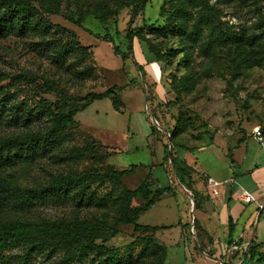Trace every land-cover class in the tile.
<instances>
[{
	"label": "rangeland",
	"instance_id": "rangeland-1",
	"mask_svg": "<svg viewBox=\"0 0 264 264\" xmlns=\"http://www.w3.org/2000/svg\"><path fill=\"white\" fill-rule=\"evenodd\" d=\"M103 1L60 0L59 14L48 17L53 28L59 29L57 34L49 37L9 36L0 40V72L10 77L0 83L2 95H5L0 99V139L51 130L52 111H67L70 107L59 90L73 97H83L87 93H102L113 87L121 89H112L110 99L94 101L79 112L76 124L65 130L47 152L37 154L31 162L20 161L1 170L0 180L20 188H35L47 185L52 177L60 174L110 175V170L126 171L127 174L114 182L106 177L90 180L79 195L73 191L68 198H48L27 209L11 204L5 210L3 202H0V223H49L75 217L88 222L111 223L117 208L113 203L114 197L121 188L132 191L148 178L153 188H165L172 181L174 195H164L161 200L168 198L179 209L185 207L186 215L190 210L185 228L188 230L187 238L193 242L194 229L198 236L197 226H193L194 218L191 217L196 205L180 181L186 184L188 180L198 178L208 187L207 176L221 177L223 167L234 164V152L241 144L247 159L239 169L251 168L254 174L261 171L260 149L252 142L250 134L254 127L264 126V64L260 68H245L235 66L223 57L211 62L200 56L198 46L189 50L186 58L181 45L173 40L160 42L158 48L167 54L173 52L174 58L166 64L150 62L151 54L138 39H132L130 51L127 48L125 33L129 29V9L120 10L105 24L89 15L91 12L103 13ZM166 1L149 0L132 28L164 25L159 18V10ZM210 3L222 11L221 20L233 25L235 30L238 27L248 30L258 20L253 9L250 6L243 8L238 0H210ZM259 4L264 7V0H259ZM109 5L116 8L115 4ZM69 19L80 21L81 27ZM67 40L86 49V53L76 50L72 56L60 60L52 43L63 44ZM83 69L89 70V78L77 76V71ZM184 77L190 80V86L184 84L176 98L171 91V83ZM50 87L55 90H50ZM147 95L149 107L145 103ZM151 110L159 123L153 119ZM179 118L186 121V125L174 136L172 152L175 155L181 152L191 154L194 160L190 165L184 161L188 168L183 172H176L174 168L171 171L173 166L164 154V146L170 147L168 133L173 131ZM88 137L97 142L93 152L79 160L68 159L67 153L72 148L85 146L90 141ZM252 176L248 174L243 181L252 179ZM261 188V180L248 183L247 189L257 202L262 197ZM75 196L83 199L81 204L75 201ZM195 199L199 202L197 196ZM166 203L155 204L140 216L137 223L160 224L165 218ZM238 205L236 231L243 228L253 235L257 245L244 264H264V260L258 261L264 259V209H257L254 203ZM117 228V235L104 243L105 248L116 250L122 261L130 257V264H151L153 256L142 251V243L137 242L143 234L134 233L130 226ZM172 231L168 235L158 231L153 233L154 243L165 247L167 256L177 249L174 245L179 231ZM97 244L101 241L98 240ZM195 245L200 246L198 242ZM188 246L186 244V249ZM216 249L222 258L218 264L231 259L225 246L217 244ZM25 252L23 247L8 249L2 253L0 264H55L62 258L57 252L53 255L45 251L33 252L27 257ZM194 259L196 262L192 264H211L199 255ZM185 262L191 264L190 261ZM231 262L240 264L242 259ZM74 264L91 262L85 259Z\"/></svg>",
	"mask_w": 264,
	"mask_h": 264
},
{
	"label": "trees",
	"instance_id": "trees-1",
	"mask_svg": "<svg viewBox=\"0 0 264 264\" xmlns=\"http://www.w3.org/2000/svg\"><path fill=\"white\" fill-rule=\"evenodd\" d=\"M238 1L243 8L250 6L253 12L258 15V20L248 30L241 27L235 30L233 25L222 21V11L217 9L214 3L211 4L210 0L166 1L159 10V18L164 24L161 27L152 24L145 25L140 29L132 28L135 19L142 14L149 0H105L102 2L101 8L104 11L103 13L95 14L91 12L89 15H93L100 24H105L109 17L116 16L120 10L129 9V29L125 33L127 48L130 51L132 39H138L151 54L152 59L150 62L166 64L170 58H174L175 54L173 52L167 54L158 48L160 42L173 40L181 45V52L184 53L186 58L189 57V50L198 46L200 56L211 62L223 57L235 66L260 68L264 64V14L262 13L264 7L259 4V0ZM59 3L60 0H0V40L9 36L20 38L30 35L49 37L57 34L59 29L53 28L48 17L59 14ZM110 3L115 4L116 8H110ZM69 21L81 27L80 21H74L73 19H69ZM147 35L156 40L157 43L146 37ZM55 43L52 44L56 47L57 56L60 60L72 56L76 50L86 53V49H83L77 43H72V41L67 40L63 44ZM138 69L142 74V69L140 67ZM77 76L80 79L89 78V70L77 71ZM9 79L10 77L6 73L0 72V83ZM184 84H186V87L190 86V80L184 77L171 83V91L176 98L183 89ZM112 89L121 90L113 87L102 93L90 92L83 97H73L63 90H59L63 99L70 104L68 110L58 109V111H52L53 126L51 130L45 133L27 132L0 139V171L20 161L31 162L37 154L47 152L65 130L71 129L76 124L75 118L79 112L94 101L110 99ZM50 90H55V88L50 87ZM2 93L3 90L0 88V99L5 96ZM148 96L146 103L149 107L150 100ZM112 104L114 109L118 111L113 101ZM150 112L153 119L159 123L158 117L154 115L152 110ZM185 125L186 121L180 118L177 119L175 128L171 133H168L170 147L164 146L165 158L173 166L171 171L174 168L176 172L177 170L183 172L188 168L184 162H179L171 149V147H174V136ZM260 127L264 132V126ZM88 138L90 141L85 146L72 148L67 153V158L79 160L85 154L93 152L97 142L90 137ZM126 174V171L114 170H110V175L108 173L107 175L60 174L52 177L47 185L35 188H20L9 181L0 180V202H3L1 204L4 205L3 209L5 210L11 204L17 205L20 209H27L32 207L34 203L45 201L48 198H68L73 191H76V194L78 192L79 195L84 192L85 186L90 180H101L106 177L114 182ZM191 182L192 180H188L184 184L180 181L179 184L191 192L194 205H196L193 209L195 212L199 208V202L191 191ZM164 195L173 196V189L171 187L153 188L151 181L147 178L132 191L121 188L120 193L114 197L113 203L117 208L112 215L111 223L105 221L88 222L79 217L49 223H22L19 221L0 223V257L8 249L23 247L26 249V257L33 252L45 251L51 255L56 252L60 253L62 258L55 264H74L85 259H89L91 264H130V257L122 261L116 250H107L104 246L108 239L117 235V227L130 226L134 233L143 234L138 237L137 242L142 243V251L153 256L151 264H165L167 259L165 247H158L154 243L153 233L161 228L141 226L137 223L139 217L158 203ZM76 196L75 201L81 204L83 199ZM193 226H196L195 219ZM232 233L233 225L229 224L230 237ZM194 235L197 237L195 229ZM98 240L101 241V244H97ZM239 244L237 243L235 246H239ZM231 246L232 243L229 242L227 247L230 249ZM254 247L257 248V245L252 244L244 252L241 250V254H239V251H232L229 255L230 260L223 259V261L226 260L224 264H232L231 261L239 256V260L242 259L241 264H244L247 259H250L249 254ZM262 260L264 259H258V261Z\"/></svg>",
	"mask_w": 264,
	"mask_h": 264
},
{
	"label": "crops",
	"instance_id": "crops-1",
	"mask_svg": "<svg viewBox=\"0 0 264 264\" xmlns=\"http://www.w3.org/2000/svg\"><path fill=\"white\" fill-rule=\"evenodd\" d=\"M146 70H149V68ZM154 89L158 94V89L156 87H154ZM252 142L259 150L258 145L253 140ZM259 155L261 158L260 150ZM191 156V154L189 155L182 152L177 153L176 155L179 162L185 161L188 165H190V162H194ZM246 159V150L244 149L243 144H241L239 149L235 150L234 152V164L232 166L227 165L228 167H223L224 169L221 177L211 178L210 176L206 175L208 180L211 181V185L209 184L208 187H205L204 183L198 178L191 179V191L195 196H197L200 204L199 208L195 211L196 213L194 212L193 215H191V217L196 220L198 232V236L193 237V242H190L187 238L188 230L185 228L189 222L190 210L186 215L185 207L179 209L176 207V203H171L170 199L168 198H163L158 202H167L164 205L165 211L163 212L165 218L162 220V222H160V224L146 223L142 224L141 226L159 227L161 229L158 232H161L162 235H168L170 232H173L172 230L178 229L179 233H177V242L174 245L175 249H177L171 254L170 252L168 253L165 264H184L186 263L185 261H190L192 264L193 262H196L194 257H197V255L203 257V259H206L211 264H218L222 261V258L217 255V244H219V246L221 245L222 247L225 246L227 254H230V250L234 248L236 251L240 252L239 254H241L243 251H241V249L247 248L252 244L256 245L253 241V235H250L249 232H245L243 228L236 231L238 222L237 217L239 216L238 204L244 203L239 198L241 190L247 191L253 197L254 201L251 203L256 204L257 209H264V166L262 164L260 173L258 172L256 174L252 173L253 170L251 171V168L240 170L239 168L244 165ZM248 174L253 175L252 179L243 181V178L247 177ZM260 180L262 181V192H260L262 197L261 200H259L260 202H257L247 187L249 182L253 184L260 182ZM171 182L172 181H169L165 188L171 187L173 189ZM181 187L186 193L192 196L191 192L185 189V187L182 185ZM170 215H173V218L170 219ZM229 224L233 225V233L231 237L229 234ZM195 242H198L200 246L195 245ZM216 242L217 244H214ZM229 242L232 243V248L230 249L227 247ZM237 243H240L239 246H235ZM186 244H189V249H186ZM239 258L240 256L236 258L237 262L240 261Z\"/></svg>",
	"mask_w": 264,
	"mask_h": 264
},
{
	"label": "built area",
	"instance_id": "built-area-1",
	"mask_svg": "<svg viewBox=\"0 0 264 264\" xmlns=\"http://www.w3.org/2000/svg\"><path fill=\"white\" fill-rule=\"evenodd\" d=\"M250 138L258 145L260 152H261V158H262V164L264 166V132L261 129L260 126H256L252 129ZM209 184L211 185V181H209ZM239 198L242 202L249 204L254 201L253 197L245 190H241V193L239 195ZM192 211V210H191ZM236 249H231L230 252L235 251ZM241 250H246V248H243Z\"/></svg>",
	"mask_w": 264,
	"mask_h": 264
},
{
	"label": "water",
	"instance_id": "water-1",
	"mask_svg": "<svg viewBox=\"0 0 264 264\" xmlns=\"http://www.w3.org/2000/svg\"><path fill=\"white\" fill-rule=\"evenodd\" d=\"M145 103H146V101H145ZM155 122V121H154ZM156 123V122H155ZM191 203H192V200H191Z\"/></svg>",
	"mask_w": 264,
	"mask_h": 264
}]
</instances>
